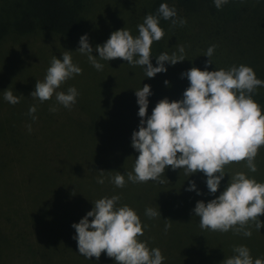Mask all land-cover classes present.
Listing matches in <instances>:
<instances>
[{"label": "rangeland", "instance_id": "rangeland-1", "mask_svg": "<svg viewBox=\"0 0 264 264\" xmlns=\"http://www.w3.org/2000/svg\"><path fill=\"white\" fill-rule=\"evenodd\" d=\"M146 15L145 0H90L84 12L82 27L69 37L37 31L18 39L9 36L0 44V121L3 127L14 125L15 115L9 116L8 113L16 109H24L22 117L29 120L24 125H29L31 116L28 115V109L32 105H36L38 111L45 109L54 126L62 119L61 111L68 110L75 117L79 113L80 118H83L84 115H80L78 108H84L87 112L104 113L107 116L103 117V121L107 122L104 137L109 136L111 139L110 148H106L105 153L97 151L98 157L93 153L96 147H92L90 143L101 131L97 129L91 135L87 125L88 131L86 127L85 134L77 136L76 124L70 122L64 126V134L61 133L62 127L59 129L61 136L42 142V147L33 144L26 137L15 143L16 146L4 147L0 144V236L6 239L0 246V264H115L114 259L109 258L106 253H102L99 260L95 257L86 259L80 255L77 241L73 239L76 232L71 226L92 210V203L96 200L113 195L121 197L118 206H130L137 212L142 224L147 225L144 235L139 239L147 241L150 249L159 248L164 256L171 252L174 258L179 253L185 254L194 263L198 257L203 256L202 252L197 254L195 251V262L191 259L194 256L193 248L185 249L189 239H198L196 235L200 218L192 210L197 201L203 200L207 203L219 196L231 175L236 172H245L248 175L250 172L246 162L226 166L227 174L214 195L209 194L206 177L202 176V172L190 176L192 180L182 174L179 182L180 178L174 179L178 175L177 171L171 167L166 168L164 175L160 177L163 183L151 180L147 183L128 182L124 188H117L110 182V177L117 171L127 179L126 174L133 171L135 159L138 157L134 154L136 151L131 147V142L128 146L122 142V139H131L133 131L138 130L140 123L135 90L145 84L151 86L153 94L148 98V116L159 102L156 97L176 101L174 93L167 95L165 88L168 86L164 81L176 79L171 73L173 69L181 77V73L196 67L193 59L197 50L190 48L189 43L184 40L180 41L177 34L164 35L158 41L161 49L157 56L164 52L171 55L177 51L178 45H183L186 60L174 66L165 63L167 72L158 73L154 78L146 77L142 66L133 67L121 59L109 62L101 60L104 67L102 71H98L90 64L86 55L77 51L80 37L87 34L93 47L92 54L98 57L96 45H103L114 31L126 27L133 37L138 36L137 25L143 23ZM65 51H71L73 63L82 69V74L74 75L57 89L65 93L69 87L77 89L79 96L71 109L57 104L55 95L43 103L34 100L30 95L35 90L36 82L44 80L52 57L62 59ZM185 79L188 80L186 77ZM7 89L16 96L23 95L18 104L12 105L4 100L3 92ZM52 106L57 107L58 111L50 112ZM45 118L46 115H41L36 121ZM31 127L32 131L27 134H34L32 139L36 142L46 138L45 131L33 132L34 126ZM53 143L62 147L58 158L45 150L46 145L52 146ZM99 143L102 144V141ZM100 170L105 171L104 184L97 183ZM248 176L252 178V174ZM189 181H195L201 195H197L196 191L186 190ZM169 182L177 189L168 193ZM166 200L177 202H174L175 206H166L163 205ZM149 207L159 209L161 217L149 219L145 215V209ZM165 219L173 221L167 232L164 230ZM259 219H264V215ZM213 233L217 234L214 236L215 240L223 239L224 245L232 251L236 246H247V239L231 230L226 233ZM174 237L180 241L179 249H169L170 245L165 244L167 239ZM225 253L228 255V252ZM250 254L255 259L262 258L251 249ZM163 264L173 263L167 262L165 258Z\"/></svg>", "mask_w": 264, "mask_h": 264}, {"label": "clouds", "instance_id": "clouds-1", "mask_svg": "<svg viewBox=\"0 0 264 264\" xmlns=\"http://www.w3.org/2000/svg\"><path fill=\"white\" fill-rule=\"evenodd\" d=\"M217 9H221L228 0H213ZM160 18L171 20L172 25L181 26L187 21L177 17L176 8L162 3L158 15L147 14L143 23L137 25L139 35L133 37L126 27L111 33L103 45H96L94 56L89 37L84 34L79 39L77 51L86 55L90 64L102 71L103 61L121 59L129 65L142 66L148 78L158 73L167 72L165 63L176 65L186 60L185 47L177 46V51L169 55L167 52L156 57L157 66L151 63V46L160 41L164 30L159 26ZM216 45L207 48L203 56L205 70L192 67L181 78H187L189 86L183 92V98L169 101L160 100L152 114L148 116L149 97L153 94L151 86L145 84L135 90L138 116L141 118L138 130L133 131L131 147L139 153L135 159L133 171L125 175L119 171L110 177V182L117 188H124L128 182L147 183L158 181L165 169H182L186 176L203 173L210 195L220 188L221 181L227 174L226 166L232 163L246 162L247 169L255 173V158L264 146V114L261 106L253 99L258 88L264 87V80L258 79L250 66L233 65L228 69L208 71L212 64ZM82 74V69L73 63L71 51L62 53V59L53 56L43 81H37L35 90L30 93L40 103L52 99L55 95L57 104L71 109L76 103L79 92L69 87L67 93L57 91L74 75ZM166 86L170 82L164 81ZM23 96V95H21ZM9 89L3 92L4 100L12 105L20 102ZM50 112L58 108L50 107ZM36 105L29 108L28 115L35 121ZM146 118V119H145ZM32 131L31 124L27 125ZM179 154V155H178ZM105 171L100 170L98 184L105 183ZM187 191H196L195 181H189ZM121 197L113 195L96 200L92 210L71 226L75 229L73 237L77 241L79 254L86 259L95 257L99 260L102 253L114 259L115 264H163L165 257L159 248H149L147 241L139 238L144 235L147 225L137 212L128 205L118 206ZM199 217L202 230L229 232L252 236L254 225L256 231L264 228L259 219L264 215V183L250 178L245 172H236L219 196L207 203L197 201L192 210ZM145 215L149 219L161 217L160 210L146 208ZM92 218L91 220L89 218ZM172 220L165 219L164 230L172 227ZM234 255L223 260V264H264V259L253 257L247 246L233 248Z\"/></svg>", "mask_w": 264, "mask_h": 264}, {"label": "trees", "instance_id": "trees-1", "mask_svg": "<svg viewBox=\"0 0 264 264\" xmlns=\"http://www.w3.org/2000/svg\"><path fill=\"white\" fill-rule=\"evenodd\" d=\"M89 1L0 0V44L9 36L18 39L19 37L27 36L37 31H45L54 35L69 37L82 27L84 23V12L88 8ZM145 1L147 14L158 15L159 6L162 3H167L169 7L174 6L176 8L178 18L187 21L183 26L178 23L173 26L171 20L160 18L159 26L164 30L165 35H168V33H171L173 36L177 34L181 38L180 41L184 40V42L189 43L190 48L193 47L197 50L196 57L193 59L195 61L194 63L197 64L196 68L205 70V62L208 58L203 55L209 46L216 45L214 55L211 58L212 64L207 68L208 71L219 70L221 68L228 69L233 65L239 66L243 64L253 68L256 77L264 80V0H228V3L223 5L221 9L215 7L213 0ZM160 49L161 45L159 42H154L151 46V63L154 67L157 66L156 57H158L157 55ZM171 73L176 76V79H172L170 86L165 88L167 95L174 93L176 101L181 100L183 98V92L189 86L190 82L185 78L181 79L175 69L171 70ZM155 99L158 101L162 100L158 97ZM253 99L261 106L262 114H264V87L257 89L253 94ZM169 101L171 102L172 100ZM78 109L80 115H84L83 118H80L79 113L75 117L74 113L70 114L68 110H64L63 112L61 111V121L55 126L54 122H51L48 113L45 112V109L41 111L37 109L35 113L37 119L41 115H46L45 120L36 121V119L33 121L32 118L30 119L31 126H34L33 132L38 131L42 133L45 131L47 134L45 139L39 140L40 142L32 139L34 134L28 135L27 133L29 131H25L27 130V126L25 127L24 124L29 122V120L22 117L25 112L24 109L12 110L8 114L9 116L11 114L15 115L14 125L3 127L0 121V144L4 147H9L8 145H15V143L20 142L21 138L26 137L33 144L42 147V142L52 140L51 137H60L61 133L64 134V126L72 122L76 124L75 131L77 136L80 134L84 135V130L87 127L88 131V126L90 127L91 135L97 129L101 131V134L92 138V141L90 140L92 142L90 143L91 146L96 147L93 153L99 157L97 151L105 153L106 148H110L109 141L111 139L109 136L104 137L107 122L103 121V117L107 116L104 113L95 114L94 112H87L84 108ZM61 128L60 133L59 129ZM94 140L97 141L93 142ZM100 141H102V144L99 143ZM122 142L128 146L131 139H122ZM118 147L122 150L120 146ZM45 150L58 158L60 157L62 147L58 143H53L52 146L50 144L46 145ZM134 154L139 155L137 152ZM255 163L258 169L257 172L252 173L248 170L250 172L248 175L252 174V178L257 182L264 183V146L260 148L259 154L255 158ZM176 171L178 175L174 179L180 178L182 174L185 175L182 169H176ZM202 176L205 177L203 173ZM189 179L192 180V177H189ZM180 180L181 178L179 182ZM179 182L177 183L178 188L180 185ZM176 189L173 183L169 182L167 184L168 193ZM174 202L177 201L166 200V202L163 201V205L175 206ZM260 220L264 223V219ZM251 228V237H245L242 233L241 235L247 239V246L264 259V228H261L260 231H256L254 225ZM192 231L193 227L191 228ZM197 233L198 235L196 236L198 239L196 241L189 239L186 242L187 244H185V249L188 247L193 248L194 256L191 259L195 262V251L197 254L199 252L203 253L202 257H198L196 263L186 258L185 254L181 255V253L174 258L171 252L168 256H164L166 261L172 262L173 264H223L225 258L234 255L232 249L224 245L223 239L215 240L216 238L214 236H217V234H214L213 231L202 230L199 226L197 227ZM167 240L165 244L170 245L169 249H179L180 241H178V238L176 239L174 237L173 239ZM214 240L215 243H213ZM5 242L6 239L0 236V246ZM225 252H228V255ZM252 257L255 260V257Z\"/></svg>", "mask_w": 264, "mask_h": 264}]
</instances>
